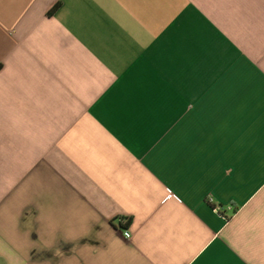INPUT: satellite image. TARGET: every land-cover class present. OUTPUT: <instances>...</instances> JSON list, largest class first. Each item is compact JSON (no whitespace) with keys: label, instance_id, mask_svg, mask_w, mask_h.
<instances>
[{"label":"crops","instance_id":"crops-1","mask_svg":"<svg viewBox=\"0 0 264 264\" xmlns=\"http://www.w3.org/2000/svg\"><path fill=\"white\" fill-rule=\"evenodd\" d=\"M0 264H264V0H0Z\"/></svg>","mask_w":264,"mask_h":264},{"label":"built area","instance_id":"built-area-1","mask_svg":"<svg viewBox=\"0 0 264 264\" xmlns=\"http://www.w3.org/2000/svg\"><path fill=\"white\" fill-rule=\"evenodd\" d=\"M125 234H126V235H128V232H127V231H125Z\"/></svg>","mask_w":264,"mask_h":264},{"label":"trees","instance_id":"trees-1","mask_svg":"<svg viewBox=\"0 0 264 264\" xmlns=\"http://www.w3.org/2000/svg\"><path fill=\"white\" fill-rule=\"evenodd\" d=\"M128 222V221H127ZM122 226H124V225H122Z\"/></svg>","mask_w":264,"mask_h":264}]
</instances>
